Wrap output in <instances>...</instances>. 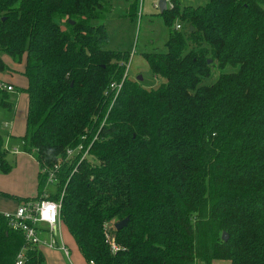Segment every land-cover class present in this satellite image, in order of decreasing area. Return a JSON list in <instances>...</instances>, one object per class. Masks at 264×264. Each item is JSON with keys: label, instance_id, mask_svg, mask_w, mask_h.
I'll return each mask as SVG.
<instances>
[{"label": "trees", "instance_id": "16d2710c", "mask_svg": "<svg viewBox=\"0 0 264 264\" xmlns=\"http://www.w3.org/2000/svg\"><path fill=\"white\" fill-rule=\"evenodd\" d=\"M172 2L160 13L166 51L143 53L164 81L127 76L114 98L130 53L103 47L110 0H0V72L11 70L3 55L23 63L19 139L38 164L34 197L1 194H62L61 220L87 264H264V0ZM12 105L0 86V107ZM79 145L83 160L66 157ZM7 152L0 133L3 172ZM57 164L44 197L43 169ZM22 249L23 264L44 263L0 212V264Z\"/></svg>", "mask_w": 264, "mask_h": 264}, {"label": "rangeland", "instance_id": "374dc122", "mask_svg": "<svg viewBox=\"0 0 264 264\" xmlns=\"http://www.w3.org/2000/svg\"><path fill=\"white\" fill-rule=\"evenodd\" d=\"M159 0H110L112 9L104 20L109 34V42L104 44L105 49L133 52L128 65V76L136 80L138 76L142 79L139 81L146 88H157L164 79L154 78L149 65L143 56L145 52H164L166 51L165 43L168 39L169 28L164 22V17L160 14L157 7ZM208 0H179L181 6L204 5ZM136 3V11L130 12L131 4ZM167 8L172 7V0H166ZM180 23L175 19V25ZM63 28L64 25H63ZM7 58V55H3ZM9 59V57H8ZM11 63V62H10ZM13 70L0 72L1 75L10 74ZM218 71L215 72V76ZM214 79V77H213ZM211 79L210 81H212ZM17 86L25 83L23 76L17 77L13 81ZM13 85V84H11ZM14 86V85H13ZM13 105L11 108L0 107V133L4 137L5 150H7V160L11 163L12 168L6 172L0 169V186L6 187V193L17 196L20 193L28 192L32 189L31 176L36 177L37 164L26 154L21 151V141L19 136L24 131L25 115L23 105L26 100L23 94H18L15 87L9 91ZM11 123L5 126V123ZM15 132L16 135L8 139L9 132ZM16 148V149H15ZM4 149V148H3ZM15 149V150H14ZM33 179V180H34ZM35 185V184H34ZM2 188V187H0ZM55 191L52 184H47L44 197L49 192ZM16 194V195H15ZM21 195V194H20ZM5 195L0 194V197ZM35 196V195H33ZM5 199V198H4ZM6 196V200H8Z\"/></svg>", "mask_w": 264, "mask_h": 264}, {"label": "built area", "instance_id": "2783aa9c", "mask_svg": "<svg viewBox=\"0 0 264 264\" xmlns=\"http://www.w3.org/2000/svg\"><path fill=\"white\" fill-rule=\"evenodd\" d=\"M175 28L177 30L181 29L180 24H176ZM133 56V52L129 55V60L126 63L125 73L119 82H113L110 84L109 88L114 92V98L120 92L122 88L123 80L128 76V65L131 57ZM0 86L2 88L7 89L8 91H12L14 89L13 85L1 83ZM10 124V123H9ZM6 122L4 125L9 126ZM82 150V145H79L77 148L68 149L66 151V157H70L76 152L80 154V160H83L87 154L88 150ZM59 164L55 165L53 169L47 170L43 169V172L48 171L47 176V184H52L55 179L54 173L58 169ZM61 203H62V194L57 199H48L41 198L39 200L28 199L19 201L14 212H6L5 216L9 219V224L16 229L22 231L25 240L30 245H36L39 247L41 244L45 242L42 241L40 234L42 231H45L49 234V238L47 240V245L50 248H59L61 249L65 255H69L68 249L65 247L63 243L57 242V236H60V232L58 228L63 224L60 211H61ZM43 225L46 229H44ZM24 251L23 249L18 253L13 264H23L24 263ZM89 264H93V261H90Z\"/></svg>", "mask_w": 264, "mask_h": 264}, {"label": "crops", "instance_id": "0c3cea01", "mask_svg": "<svg viewBox=\"0 0 264 264\" xmlns=\"http://www.w3.org/2000/svg\"><path fill=\"white\" fill-rule=\"evenodd\" d=\"M4 59L13 71L10 74H6V75L0 74V81L2 83H5V84H10V85L13 84L15 89H16V87L25 86L26 81L24 84L19 85V86H17L13 82L15 78L22 76L20 71L23 69V63L14 64L11 62L10 59H8V57L7 58L4 57ZM18 94H23V96L26 100L25 105H23L24 115L26 116L27 95L25 93H18ZM10 125H11V123L9 124V126ZM24 130H25V124H24ZM23 134H24V131L19 137H21ZM15 135H16L15 132H13V131L9 132L7 135V141H8V139L11 140V138H13ZM19 141H21V140H19ZM18 152H22V151H19V148H18ZM22 153H24V152H22ZM24 154H26V153H24ZM26 155H28L35 162V164H37V162L29 154H26ZM37 173H38V164H37L36 174ZM33 179H34V177L32 175L31 176V181H32V185H33L32 189L28 192L20 193L21 195L18 194L17 195L18 197H34L33 195H36L37 175H36L35 179L34 180ZM0 187H2V188H0V194H1V192L6 193V187L5 186H0ZM7 198H9L8 199L9 201L6 200V196L0 197V212H2V213L14 212L18 203H19V201L15 198H12V197H7ZM43 227H44V229H46L44 225H43ZM58 230H59L60 235H61V237L57 236L58 245H59V243H63L65 245V247L68 249L69 255L68 256L65 255V253L59 248L48 247L47 240L49 238V234L45 231H42V233L40 234V237H41L42 241H44L45 243L41 244L38 248L44 257V263L43 264H87L86 261L84 260V258L82 257L81 253L79 252L73 238L68 233L64 224H62L60 226V228H58ZM213 264H228V261H226V260H215V261H213Z\"/></svg>", "mask_w": 264, "mask_h": 264}, {"label": "water", "instance_id": "95a60500", "mask_svg": "<svg viewBox=\"0 0 264 264\" xmlns=\"http://www.w3.org/2000/svg\"><path fill=\"white\" fill-rule=\"evenodd\" d=\"M157 7L159 9V12H163L165 9H167V2L166 0H159L158 1V4H157ZM142 79L141 76H138V78L136 79L137 81H140ZM127 221H128V217L118 221L115 223V228L117 230L121 229L122 227H124L126 224H127ZM222 239L224 241H226L228 239V234L226 232H223L222 233Z\"/></svg>", "mask_w": 264, "mask_h": 264}]
</instances>
